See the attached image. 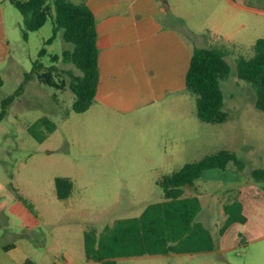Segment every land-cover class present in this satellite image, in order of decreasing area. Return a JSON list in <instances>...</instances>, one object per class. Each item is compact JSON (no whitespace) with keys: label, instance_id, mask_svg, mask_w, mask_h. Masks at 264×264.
<instances>
[{"label":"rangeland","instance_id":"rangeland-1","mask_svg":"<svg viewBox=\"0 0 264 264\" xmlns=\"http://www.w3.org/2000/svg\"><path fill=\"white\" fill-rule=\"evenodd\" d=\"M74 1L101 5L107 0ZM118 1L124 6L120 15L129 21L157 19L191 47V54L195 47L228 49L231 70L220 82L227 121L201 122L185 82L181 90L160 96L117 91L105 103L96 99L86 112L71 111L74 96L67 72H79L62 62V53L73 48L62 30L47 43L53 34L52 0L51 15L37 31H26L20 12L9 0H0V112L2 101L16 93L37 60L45 68L57 65L66 86L57 91L29 79L0 120V264L26 259L98 264L86 260L85 231L100 233L117 219L139 216L164 199L159 179L220 150L235 153L243 168L229 163L225 170L204 171L184 190L185 196L200 199L196 221L211 232L214 250L120 258L117 263L264 264V181L252 176L264 170V112L255 106L254 88L238 79L235 63L239 56L250 57L256 40L264 38V0ZM99 14L98 23L110 16ZM53 55L60 57L57 64ZM42 117L56 129L39 143L28 128ZM59 177L73 185L64 200L56 197ZM235 194L244 202L248 222L233 224L221 235L223 205ZM18 195L32 204L35 224L25 227L10 211ZM10 245L14 248L5 250Z\"/></svg>","mask_w":264,"mask_h":264},{"label":"trees","instance_id":"trees-1","mask_svg":"<svg viewBox=\"0 0 264 264\" xmlns=\"http://www.w3.org/2000/svg\"><path fill=\"white\" fill-rule=\"evenodd\" d=\"M20 12L26 31L39 30L50 17L48 0H9ZM54 6L53 34L47 43H51L57 33L63 31V39L73 48L62 53V62L74 66L79 74L68 71V88L74 96L71 111L86 112L94 103L99 78L98 49L96 45V21L92 11L84 4H75L68 0H52ZM250 57L239 56L235 63L239 80L250 84L255 91V106L264 112V38L256 40ZM228 49L218 47H195L185 76L186 91L195 97L196 116L204 123L222 124L228 114L223 111V93L220 82L225 80L231 70L226 61ZM45 54L44 49L39 56ZM58 55L51 61L58 63ZM36 79L43 86L64 91L66 86L57 65L45 68L37 60L25 81L15 94L2 101L0 120L6 108L18 97L29 79ZM56 129V124L48 117H42L29 128L30 136L37 142H44ZM229 163L239 169L243 164L235 153L220 150L206 155L198 161L185 164L179 171L163 176L157 184L163 191L161 202L148 205L137 217L117 219L98 233L95 229L84 232V253L86 260L98 264H118L120 258H133L148 255L198 254L214 250L215 242L211 232L196 217L201 211V202L197 196H185L186 187L207 170H225ZM252 176L264 181V170H256ZM72 182L68 178L55 179V192L59 200L68 198L72 191ZM10 211L16 214L25 227L36 223L30 213L32 204L18 195L10 205ZM225 221L220 234L233 224H245L243 205L238 194L229 197L223 205ZM14 248L8 246L5 250ZM23 264H35L26 259Z\"/></svg>","mask_w":264,"mask_h":264},{"label":"crops","instance_id":"crops-1","mask_svg":"<svg viewBox=\"0 0 264 264\" xmlns=\"http://www.w3.org/2000/svg\"><path fill=\"white\" fill-rule=\"evenodd\" d=\"M68 1L86 5L96 21L99 78L94 103L107 102L117 91L152 97L182 89L192 54L175 31L164 29L157 19L129 21L126 14L118 13L124 11L118 0L101 5ZM105 12L110 16L98 23L96 14ZM239 200L247 223L246 207Z\"/></svg>","mask_w":264,"mask_h":264}]
</instances>
